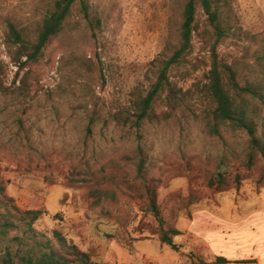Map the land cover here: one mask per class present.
<instances>
[{"label":"rangeland","instance_id":"1","mask_svg":"<svg viewBox=\"0 0 264 264\" xmlns=\"http://www.w3.org/2000/svg\"><path fill=\"white\" fill-rule=\"evenodd\" d=\"M87 1L100 25L89 27L78 1L64 31L45 50L39 82L31 81L25 96L16 91L21 76L16 78L8 55L9 24L34 35L54 0H0V176L9 180L6 190L19 207L42 211L39 229L63 226L99 264H114L103 261V239L123 245L117 246L119 263L192 264L194 253L181 244L176 251L162 243L158 221L141 209L135 168L126 158L137 142L105 121L130 105L133 92L147 91L156 80L160 61L178 43L186 0ZM221 17L226 34L219 57L245 69L264 43V0H226ZM198 23L199 31H206L201 10ZM211 55L210 40L196 34L189 57L192 74L174 69L172 79L184 90L202 85ZM199 95L196 91L192 100L197 112L207 105ZM94 110L102 118L88 130ZM188 123L173 118L147 125L141 141L168 227L212 190L207 180L224 151L220 138L206 134L199 122ZM111 173L129 180L119 189L106 178L103 187L114 189L115 198L100 199L93 194L99 186L95 176ZM260 173L258 164L249 182L257 184ZM5 243L0 239V254Z\"/></svg>","mask_w":264,"mask_h":264},{"label":"trees","instance_id":"2","mask_svg":"<svg viewBox=\"0 0 264 264\" xmlns=\"http://www.w3.org/2000/svg\"><path fill=\"white\" fill-rule=\"evenodd\" d=\"M78 1L82 17L94 30L100 25V20L92 15L87 0H54L52 9L34 35L13 23L9 24L7 49L10 61L17 67L16 78L21 76L16 86L19 94L29 95L31 81L39 82V67L45 50L64 31ZM225 1L186 0L178 43L170 56L160 61L156 80L147 91L133 92L128 107L105 118L121 132L123 138L137 142L134 154L126 158L135 168L137 196L143 202L141 209L152 213L158 221L156 232L159 240L176 251L181 245L174 241V236L180 231L168 227V220L158 201L157 185L149 175L148 153L141 142L147 125L173 118L187 124L192 120L199 122L206 134L223 141L224 151L218 157L214 174L207 180L209 187L225 191L252 181L251 172L258 164H261V173L255 182L264 186V43L260 44L254 61L245 69L239 70L233 63L219 57L218 45L226 34L221 17ZM199 10L206 15V31H199ZM196 34H203L210 40V67L204 73L202 85L184 90L172 79V71L185 69L180 74H192L189 57L194 51ZM196 91L203 93L199 96L207 104L198 112L194 108L196 102L192 101ZM160 106H165V109L158 113ZM99 118H102L101 111L94 110L88 130H92ZM226 135L232 136L235 144ZM95 178L99 186L93 194L100 199L115 198L114 189L103 187L106 178L119 189L129 180L122 179L117 173L99 174ZM8 182L0 176V239L6 241L5 250L0 254V264H99L89 251L82 249L64 231L63 226L52 230L39 229L37 221L42 211L19 207L6 190ZM54 216L59 218V214ZM225 262L228 260L224 257L215 259V263ZM194 264H204V261Z\"/></svg>","mask_w":264,"mask_h":264},{"label":"crops","instance_id":"3","mask_svg":"<svg viewBox=\"0 0 264 264\" xmlns=\"http://www.w3.org/2000/svg\"><path fill=\"white\" fill-rule=\"evenodd\" d=\"M169 227L180 231L174 241L194 253L192 264H264V186L246 182L225 191L212 188ZM101 242L103 261L137 264L115 261L117 246H123L115 240ZM217 257L228 262L215 263Z\"/></svg>","mask_w":264,"mask_h":264}]
</instances>
